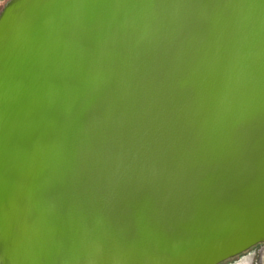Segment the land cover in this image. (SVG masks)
Masks as SVG:
<instances>
[{
	"label": "water",
	"instance_id": "water-1",
	"mask_svg": "<svg viewBox=\"0 0 264 264\" xmlns=\"http://www.w3.org/2000/svg\"><path fill=\"white\" fill-rule=\"evenodd\" d=\"M264 242V0H11L0 264H220Z\"/></svg>",
	"mask_w": 264,
	"mask_h": 264
},
{
	"label": "rangeland",
	"instance_id": "rangeland-1",
	"mask_svg": "<svg viewBox=\"0 0 264 264\" xmlns=\"http://www.w3.org/2000/svg\"><path fill=\"white\" fill-rule=\"evenodd\" d=\"M9 1L11 0H0V13L2 12V10ZM255 247L258 249L255 256H252L250 254L246 255L247 252L246 251L245 253L241 254L243 256L240 258L237 264H264V242L256 244ZM237 258H238L237 256L236 258L235 257L230 258L220 264H229L232 261L236 260Z\"/></svg>",
	"mask_w": 264,
	"mask_h": 264
},
{
	"label": "trees",
	"instance_id": "trees-1",
	"mask_svg": "<svg viewBox=\"0 0 264 264\" xmlns=\"http://www.w3.org/2000/svg\"><path fill=\"white\" fill-rule=\"evenodd\" d=\"M258 249L254 246L252 247L251 249H249L247 252H246V255H252V256H255V254L257 253ZM243 255H241L242 257Z\"/></svg>",
	"mask_w": 264,
	"mask_h": 264
},
{
	"label": "flooded vegetation",
	"instance_id": "flooded-vegetation-1",
	"mask_svg": "<svg viewBox=\"0 0 264 264\" xmlns=\"http://www.w3.org/2000/svg\"><path fill=\"white\" fill-rule=\"evenodd\" d=\"M237 257H238V258H237L236 260L232 261V262L229 263V264H237V263L239 262L240 258H241V255H238ZM235 258H236V257H235ZM241 260H242V259H241Z\"/></svg>",
	"mask_w": 264,
	"mask_h": 264
}]
</instances>
